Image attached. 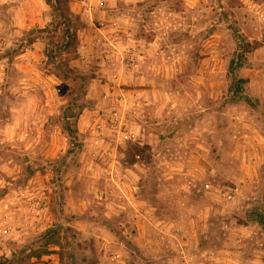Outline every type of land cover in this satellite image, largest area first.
Returning <instances> with one entry per match:
<instances>
[{
    "label": "rangeland",
    "instance_id": "obj_1",
    "mask_svg": "<svg viewBox=\"0 0 264 264\" xmlns=\"http://www.w3.org/2000/svg\"><path fill=\"white\" fill-rule=\"evenodd\" d=\"M68 7L0 0V264H264V0Z\"/></svg>",
    "mask_w": 264,
    "mask_h": 264
},
{
    "label": "trees",
    "instance_id": "obj_2",
    "mask_svg": "<svg viewBox=\"0 0 264 264\" xmlns=\"http://www.w3.org/2000/svg\"><path fill=\"white\" fill-rule=\"evenodd\" d=\"M46 5L50 7L52 12V17L54 21H51L48 26L50 27V32H56L58 37H51L50 48L48 51L47 58L54 62L60 54H67L69 52H75V43H76V33L77 28L75 26V22H79V16L74 15L69 7L68 0H45ZM62 4V5H61ZM47 29H41L40 31H45ZM48 30V31H49ZM47 32V31H45ZM242 66V63L239 59L232 60L230 63V75L233 84L236 86L234 93L239 92L242 87L240 86L242 83L246 82L243 79H237L235 72ZM67 71H63L58 68L56 73H51L57 79H67L68 73H70V69L68 67ZM67 72V73H66ZM68 124L63 123L62 127L65 129ZM264 223V220H261ZM12 260V259H11ZM5 262L10 263L11 261L6 259ZM5 263V264H7Z\"/></svg>",
    "mask_w": 264,
    "mask_h": 264
}]
</instances>
